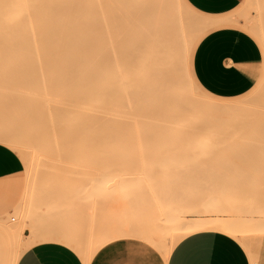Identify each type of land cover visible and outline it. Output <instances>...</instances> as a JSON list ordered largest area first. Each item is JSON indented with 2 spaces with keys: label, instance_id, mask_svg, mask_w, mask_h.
<instances>
[{
  "label": "rangeland",
  "instance_id": "rangeland-1",
  "mask_svg": "<svg viewBox=\"0 0 264 264\" xmlns=\"http://www.w3.org/2000/svg\"><path fill=\"white\" fill-rule=\"evenodd\" d=\"M138 1H132L134 9L140 6ZM176 2L191 13L187 20L195 27V32L198 31V36H203L206 32L203 28L208 23L200 17L208 15L198 11L188 0ZM259 2L264 3L261 0H241L239 6L227 15L237 22L238 27L250 34L263 51L254 88L236 98L217 99L202 91L193 82L194 93L207 98L206 101L196 97L197 103L200 100L201 104V99L205 100L204 103L208 102L206 105L212 103H209L210 99L235 102L217 104L213 101V104L218 107L243 106V112L226 115L228 118L225 115L226 118H204L203 125L191 127V135L188 136L190 139L181 136V139H177L171 131H166L170 139L150 140L137 139V136L144 133L166 136L165 131L134 123L133 111H129L127 123L120 124L127 129L129 140L98 142L93 147L94 154L80 156L81 158L69 156L68 152L72 147L57 142L51 147L54 155L51 152L47 157H52L46 158L47 161L43 160L35 170H28L25 158L30 157L34 138L48 132L46 127H50V122L47 119L50 117L47 104L54 99L53 90L60 91V88H56L59 82L52 83L45 75L49 70V66H45L44 62L48 60V51L36 49L40 54L39 60L36 57L37 51L33 49H23L21 53L22 50L19 49L11 51V48H0V55L7 50L6 53L10 54L19 50L14 58L20 57L26 51L25 55L20 57L23 58L20 59L21 62L19 59L16 61V58L13 60L8 57L7 60V55L6 59L0 56V132L26 139L29 152L23 156L0 141V144L14 151L24 164L23 185L19 198L9 210L0 213V223L9 222L16 224L19 230L23 229L22 235L20 232L14 237L20 238L24 243L27 240L26 244L39 231L75 233L76 236L80 235L82 244L86 247L90 246L95 238H114L115 234L129 233L126 238L145 240L141 235L148 233L154 241L161 242V245L151 244L165 250L178 237L183 227L207 218L230 217L241 228L251 233L250 238L245 241L241 237L230 238L243 246L251 264H264V141L243 139L248 132L242 130V127L252 125L249 122L257 123L258 118H254L261 116L258 111L264 108V45L253 29L245 24L246 20L256 18ZM137 3L139 4L136 5ZM144 36L140 39V42L145 41L142 43L144 46L138 45L135 55V67L138 68L136 72L139 75L138 87L143 95L155 98L154 91L158 93L159 89L153 83L157 77L152 79L156 76L153 53L149 51L152 48H148L152 43L147 38L148 35L146 39L149 41H146ZM146 42H149V46ZM180 48V62L177 63L179 68L182 56L185 57L184 47ZM149 52L152 57H148ZM41 53L45 57L43 60ZM191 54L192 51L189 53L188 69ZM29 55L32 56L31 60L27 58ZM150 63L153 66L149 67ZM31 67H37V73L30 70ZM50 87H53V90ZM57 94L56 98L59 96ZM38 144L40 148L44 147V142ZM29 172L34 175L30 177ZM23 198L25 203L22 202ZM171 225L172 229L168 228ZM6 262L4 260L3 264Z\"/></svg>",
  "mask_w": 264,
  "mask_h": 264
},
{
  "label": "bare ground",
  "instance_id": "bare-ground-1",
  "mask_svg": "<svg viewBox=\"0 0 264 264\" xmlns=\"http://www.w3.org/2000/svg\"><path fill=\"white\" fill-rule=\"evenodd\" d=\"M127 1L130 2L129 0H0V48L5 50L11 48V51L19 49L22 50L21 53L23 49L48 51L46 52L48 60H46L49 63L44 62H46L45 66H49H47L49 70L45 75L48 76V81H56L55 84L58 81L56 88H60V91L56 92L50 87L54 95V99L52 98L47 104L50 117L47 116V120L50 122V127H46L47 134L34 138L30 157L25 158L28 170H35L41 162H44L43 160L50 159L52 155L50 158L47 156L52 152L51 147L57 142L72 147L68 152L69 156L81 158L94 154L93 147L98 142L129 140L127 129L120 125L129 120L127 113L129 111H133L134 123L152 129L161 128L165 133L171 131L177 139H181L180 136L190 139L188 136L191 135V127L203 125L204 118L215 119L213 117L232 116L240 111L243 112V106L218 107L211 100L209 103H212L206 105L208 102L204 103V101L207 98L194 93L193 83L188 74V57L190 48L198 37V31L195 32V27L187 20L191 13L179 5V2L177 4L176 0H136L140 3V6H136L137 9L136 7L134 9L135 1L134 6L131 4L133 0L130 3ZM256 13V18L246 20L245 24L253 29L264 45L263 2L262 4L259 2ZM204 26L205 24L201 28ZM143 35H145L144 39L146 41L150 39L153 45L148 47L152 48L151 50L148 48L146 50L153 53L151 54L154 61L151 60L154 62L156 76L152 79L157 78L156 81L153 80L155 85L152 84L159 89L158 93L161 89L159 94L154 91L155 98L143 95L138 87L139 75L136 72L138 68L135 67V59H137L135 55L138 45L141 47L142 43H145V41L140 42ZM146 37L149 39L147 40ZM147 45L149 46V42ZM181 46L184 47L185 57L182 56V64L179 68L177 63L180 62L178 53ZM6 52L0 55L2 59H6L5 55H7V60L8 57L15 60V53H12L15 54L12 56ZM25 52L20 57L25 55ZM38 52L36 57L40 60ZM151 54L149 52L148 57H152ZM30 56H27L29 60L32 59ZM20 57L16 58V61L19 59L18 61L21 62L23 58ZM10 59V62L13 61ZM183 59H185L184 63ZM27 62L25 61V64ZM152 63L149 67L153 66ZM33 67L29 69L37 68L33 69ZM56 93L59 95L57 98ZM198 97L205 100L200 98L201 104L200 100L197 103ZM263 109L258 111L261 116L254 118H258L257 123L248 121L252 125L242 127V130L248 132L243 139L264 141ZM225 116L224 118L227 117ZM170 138L168 133L166 136L158 133L148 135L144 133L137 136V139L150 140ZM25 140L0 132V141L23 156L28 152ZM42 142L44 147L40 148L38 143ZM47 149H50V152ZM52 154L54 155L53 152ZM29 173L30 177L34 175L32 172ZM55 186L57 187L56 184ZM203 231L218 232L232 238L241 237L244 241L251 236L250 231L241 228L230 217L207 218L183 227L178 237L164 252L168 254L184 237ZM20 232L22 235L23 229L19 230L16 224L0 223V264H3L4 260L7 261L6 264H17L25 251L45 242H58L76 249L84 263L88 264L96 251L113 239V237L100 238L86 247L84 243L78 242L80 237L78 238L74 233L39 231L26 244L27 240L24 243L20 238L14 237ZM152 243L161 245L159 241Z\"/></svg>",
  "mask_w": 264,
  "mask_h": 264
},
{
  "label": "crops",
  "instance_id": "crops-1",
  "mask_svg": "<svg viewBox=\"0 0 264 264\" xmlns=\"http://www.w3.org/2000/svg\"><path fill=\"white\" fill-rule=\"evenodd\" d=\"M188 1L198 11L208 15L200 17L208 23L204 29L206 32L198 36L190 48L192 54L188 74L192 83L217 99H231L249 93L255 86L263 51L250 34L238 27L231 16H227L241 0ZM23 172L21 158L0 144V213L9 210L19 198ZM172 226L168 228L172 229ZM128 235L115 234L109 243L96 251L88 264H251L240 243L218 232L203 231L188 235L168 254L163 248L151 244L154 240L148 233L141 235L146 241L126 238ZM81 239L78 242L82 243ZM29 258L39 261V264H85L76 249L58 242L33 246L25 251L17 264H24Z\"/></svg>",
  "mask_w": 264,
  "mask_h": 264
},
{
  "label": "snow or ice",
  "instance_id": "snow-or-ice-1",
  "mask_svg": "<svg viewBox=\"0 0 264 264\" xmlns=\"http://www.w3.org/2000/svg\"><path fill=\"white\" fill-rule=\"evenodd\" d=\"M24 264H39V261L29 258L27 260H25Z\"/></svg>",
  "mask_w": 264,
  "mask_h": 264
}]
</instances>
